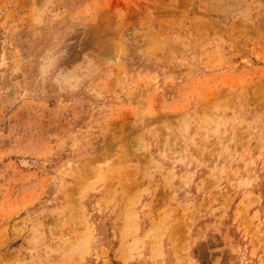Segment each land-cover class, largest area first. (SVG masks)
Wrapping results in <instances>:
<instances>
[{
    "label": "rangeland",
    "instance_id": "374dc122",
    "mask_svg": "<svg viewBox=\"0 0 264 264\" xmlns=\"http://www.w3.org/2000/svg\"><path fill=\"white\" fill-rule=\"evenodd\" d=\"M247 9V0H0V249L22 250L27 240L33 258L56 241L58 252H89L83 264L99 262L92 257L99 251L110 264H264L263 241L255 244L259 258L248 256L241 240L214 234L216 211L196 206L200 194L186 177L201 165L198 146L210 129L202 136L191 119L175 130L178 116L170 115L169 129L155 122L149 131L147 120L157 115L141 111L151 73L190 66L200 50L193 30L180 33L200 21L225 26ZM161 27L170 29V44L188 37L167 65L147 67L139 52L124 49ZM135 120L144 127L130 139ZM162 125L170 139L160 145ZM58 132L69 146L50 145ZM82 132L94 136L83 141ZM176 189L190 206H175L185 198ZM41 206H69L57 212L63 225H41ZM78 208L85 210L81 234ZM223 215L230 234L231 209ZM260 221L264 239V215Z\"/></svg>",
    "mask_w": 264,
    "mask_h": 264
},
{
    "label": "crops",
    "instance_id": "0c3cea01",
    "mask_svg": "<svg viewBox=\"0 0 264 264\" xmlns=\"http://www.w3.org/2000/svg\"><path fill=\"white\" fill-rule=\"evenodd\" d=\"M247 3V11H242L239 16L234 14L225 22V26L217 27L211 21L208 27H203L200 21V24L186 29L188 33H180L183 36L191 33L199 37L200 42L196 46L200 50L195 49L194 62L188 63L190 66L183 63L178 65V70L172 71L169 67H163L161 75L158 71L151 73V89L142 96L144 102L141 111L144 115L148 112L157 115L154 120H147L145 127L149 131H154L155 122L166 123V129H169L170 115L178 116L172 123L175 130L179 126L178 122L186 125L187 122L191 123V119L197 129H200L202 136H205V130L210 129L211 133L206 134L209 138L198 146L201 147V165L190 170L186 177L192 179L194 190L200 194L196 206L216 211V236L232 243L241 240V243L247 245L246 254L259 258L255 244L264 242L259 233H256L258 221L261 223L264 215V0H247ZM250 3L253 6H250ZM197 18L201 20L202 14L199 13ZM169 31L168 27L146 29L144 34L142 33L144 42H131L129 47L127 48L126 44L124 49L139 52L146 61V66L152 61L164 62L163 65H167L174 56L184 53L186 43L183 40L188 38L183 37L181 42L170 44L169 38L166 37ZM101 44L103 46L98 49L106 50V44ZM132 61L137 63L134 59ZM129 98L137 103L138 92L131 91ZM139 127L144 125H139L137 121L131 123L130 139L137 138ZM164 127L162 125L159 128L160 132L156 136L160 145L170 139ZM85 132H82L79 139L84 141L94 136ZM59 134L60 132L55 142H52L54 139L51 140L50 145L69 146L66 142L68 136L61 137ZM184 174L186 170L176 172L175 179L179 184L181 180L186 179ZM184 187L179 185L180 191L185 190ZM183 200L175 206L181 208L191 205L187 196ZM59 207L38 208L37 211L46 212L40 219L41 225L48 228L63 225L66 219L57 212L66 214L69 206ZM229 209L232 211L229 227L231 233L223 234L226 216H222V212ZM37 211L32 214L34 217ZM77 211L75 227L79 229L76 233L81 234L84 231L85 210L78 208ZM29 216L31 214L27 217ZM27 217L23 220L26 224ZM178 218L180 217L177 216L175 220L177 226L180 225ZM54 232L57 234L55 229L50 233ZM32 241L36 246L38 240L33 238ZM29 243L25 240L22 250H15L4 249L3 242L0 264H83L89 254L84 249L77 252H58L56 241H51L50 245L42 246L44 249L42 248L40 253L35 250L31 258L28 252ZM56 252L59 255L51 258ZM92 257L99 260L94 261V264H110L109 256L103 251Z\"/></svg>",
    "mask_w": 264,
    "mask_h": 264
}]
</instances>
